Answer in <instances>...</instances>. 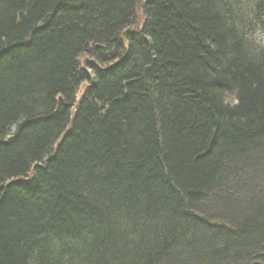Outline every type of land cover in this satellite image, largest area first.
I'll return each mask as SVG.
<instances>
[{"label": "trees", "instance_id": "1", "mask_svg": "<svg viewBox=\"0 0 264 264\" xmlns=\"http://www.w3.org/2000/svg\"><path fill=\"white\" fill-rule=\"evenodd\" d=\"M0 264H264V0H0Z\"/></svg>", "mask_w": 264, "mask_h": 264}, {"label": "rangeland", "instance_id": "2", "mask_svg": "<svg viewBox=\"0 0 264 264\" xmlns=\"http://www.w3.org/2000/svg\"><path fill=\"white\" fill-rule=\"evenodd\" d=\"M140 14H139V16H138V14H137V18H138V22L140 21ZM141 20H142V17H141ZM260 37L261 35L258 33L257 34V37ZM258 39V38H257ZM92 57H90V56H87V55H82L81 57H80V61L82 62L81 63V67H84V68H86V69H88L87 67V62L88 61H90V59H91ZM88 71L89 72H92L90 69H88ZM84 87H87V85H86V83H84V84H82V86L80 87V89H79V95L83 92V90H84ZM240 172V171H239ZM234 175H236V173H234Z\"/></svg>", "mask_w": 264, "mask_h": 264}, {"label": "bare ground", "instance_id": "3", "mask_svg": "<svg viewBox=\"0 0 264 264\" xmlns=\"http://www.w3.org/2000/svg\"><path fill=\"white\" fill-rule=\"evenodd\" d=\"M142 16V14H140Z\"/></svg>", "mask_w": 264, "mask_h": 264}]
</instances>
